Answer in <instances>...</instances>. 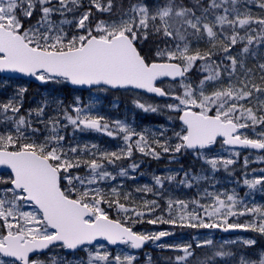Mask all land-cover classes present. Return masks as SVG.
<instances>
[{
  "label": "snow or ice",
  "instance_id": "snow-or-ice-1",
  "mask_svg": "<svg viewBox=\"0 0 264 264\" xmlns=\"http://www.w3.org/2000/svg\"><path fill=\"white\" fill-rule=\"evenodd\" d=\"M0 264H264V0H0Z\"/></svg>",
  "mask_w": 264,
  "mask_h": 264
},
{
  "label": "rangeland",
  "instance_id": "rangeland-1",
  "mask_svg": "<svg viewBox=\"0 0 264 264\" xmlns=\"http://www.w3.org/2000/svg\"><path fill=\"white\" fill-rule=\"evenodd\" d=\"M111 99V98H110ZM105 109L107 110V101H105ZM121 114L123 113V106H121ZM111 114L112 115H116L117 113L115 112V110H112L111 111ZM141 116H144V114H141ZM145 118H146V116H144V118L143 119H141L140 118V116H138L137 117V123H138V125H140V126H144V124H143V121H145ZM104 139H107V138H104ZM152 167L153 168H158V170H159V168H162L163 167V162H161V165L158 167V166H156L155 164H153L152 165ZM220 175V174H219ZM223 175V174H222ZM143 180H144V178H142L141 179V182H143Z\"/></svg>",
  "mask_w": 264,
  "mask_h": 264
},
{
  "label": "trees",
  "instance_id": "trees-1",
  "mask_svg": "<svg viewBox=\"0 0 264 264\" xmlns=\"http://www.w3.org/2000/svg\"><path fill=\"white\" fill-rule=\"evenodd\" d=\"M162 118L160 117H155V116H146L145 121H143L144 125H151L152 123L161 120ZM223 173L220 174V177L223 178ZM155 255V254H154ZM162 259V258H161Z\"/></svg>",
  "mask_w": 264,
  "mask_h": 264
}]
</instances>
